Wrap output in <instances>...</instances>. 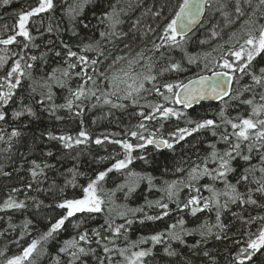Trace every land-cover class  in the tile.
Masks as SVG:
<instances>
[{
	"label": "trees",
	"instance_id": "trees-1",
	"mask_svg": "<svg viewBox=\"0 0 264 264\" xmlns=\"http://www.w3.org/2000/svg\"><path fill=\"white\" fill-rule=\"evenodd\" d=\"M81 2L82 0H53L52 10L31 17L26 25L33 37L32 41L17 36L13 44L0 45V56L9 57L7 63L0 67V77L7 76L14 61L18 59L25 73L21 77L20 85L14 89L12 99L7 105L0 107L7 114L6 119L0 121V135L4 137L0 140V205L9 196L16 202L23 201L25 204L24 208L0 209V252H3L0 255V264H5L8 258L21 254L33 239L48 230L51 223L65 215V210L58 207L59 203L64 199L80 198L83 194L82 186H87L98 172L110 167L115 159L124 157L121 145L112 141L143 143L127 134L138 130L137 126L141 122L148 130L144 132L145 136L156 133L157 138L162 136L171 140L169 133L175 132L177 128L192 127L186 123L188 118L213 119L219 127L214 129L215 135L211 128L201 129L175 144L173 149H160L155 145L134 149V157L143 156L145 159H134L127 170H114L100 182L105 190L102 193L105 200L103 210L99 213H77L69 218L64 227L30 259L34 264H55L59 257L61 264H69L73 258L68 253H60L59 249L66 240L72 237L78 239L81 233L87 231L88 240L79 241V244L86 250L95 251L88 252L87 255L81 254L80 259L73 261V264H100L101 260L103 264H110V261L111 264H125L124 257L119 254V249L125 247L128 248L126 255L151 248L152 254L144 258V264H239L237 257L240 248L246 247L249 239L254 238L247 233L257 234V229L264 226V221L253 220L264 216V193L254 191L259 186L254 180L264 176L259 171L261 153L254 150L250 162L239 158L233 162L236 170L227 175V181L232 184H236L244 169L250 165L256 166L254 171L248 173V181L237 184V189L245 194L244 199H247L248 189H253L252 198L257 203L229 202L227 208H221L220 222L225 225L224 229L214 227L217 224L215 204L195 215H192L190 207L183 208V205L191 196L211 198L212 193L205 185L219 192L225 190L224 180L213 179L207 175L192 182L193 187L189 188L186 186L188 173L195 165L204 166V158L212 151L210 145L215 144L220 152L228 147L220 137L224 134L230 135L234 130L230 124L222 123L220 110H225L226 118H235V122H239V118L248 117L252 111L251 106L242 101L255 96L254 103H264L260 100L264 87L257 85L245 91L244 86L253 83L251 77L241 76L237 72L230 96L240 94L238 98L232 99L229 96L218 103L201 102L188 110L178 104L163 101L155 91H142L136 104L131 99L118 98L123 93L107 97L102 93L112 91L105 77H110L119 68L127 70V60L133 58L139 61L134 65L137 73L156 77L155 81H145V88L151 90L153 86L158 87L165 95H169L167 89L163 88L166 83H184L195 76L223 70L220 64L224 53L229 48H239L246 38L248 25L244 22L251 18L264 23V7H257L258 0H251L250 4L241 0L244 15L239 16L235 11L236 0H208L199 26L183 39L177 37L180 44L176 47L165 44L160 37L183 0H88L79 15L73 18L69 9ZM38 3L39 0H11L10 4L3 5L0 0V38L14 35L17 31L14 26L17 24L18 14L36 7ZM113 5L119 12L121 21L114 29L110 28V21L104 19V13L111 11ZM157 12H160L159 16L155 15ZM49 27L52 31H48ZM213 30L218 33L215 37L212 36ZM109 31L116 35L103 38L100 36L101 32ZM233 33L236 35L233 36ZM97 41L103 55H99L96 50ZM24 44H28V47L25 48ZM65 44L78 55L87 56L89 61L96 59L98 63L84 65L76 57H67L68 49L64 47ZM85 44H92L93 50L82 51ZM154 44H160L161 47L157 49ZM12 53L17 55L13 56ZM137 53H142L143 58L137 57ZM32 56L37 59L33 61ZM117 56L126 59L113 65L112 62ZM172 63H179L181 70L165 71ZM28 64L32 68L29 69ZM69 64H76V67L69 69ZM262 67L264 54L253 61L252 70L259 74ZM66 69L69 75L64 77L63 71ZM54 70L57 71L54 73ZM15 75L17 74L14 77ZM88 76L96 83L88 80ZM0 84H4L0 91H6V83L0 81ZM81 85H84L86 93L91 89L96 94H86L78 100L74 99L72 92ZM49 95L51 100L47 99ZM106 98L111 103H105ZM70 99L73 100L71 109L59 107ZM156 103L182 110L187 115L179 119H165L157 114L156 119L144 121L139 113L143 111L148 114L151 111L148 105ZM117 104L123 107L113 106ZM26 106L31 107L35 114L29 115L25 112L19 118L13 117V112ZM258 118L264 119V114ZM13 129L20 135L9 140ZM81 130L88 133V139L79 145L73 144L71 148H65L59 139L51 138L70 135L75 140ZM97 138L102 141L101 144L95 143ZM231 140L235 142L234 137ZM244 151L247 154L246 147ZM32 161H36L43 168V173L35 178L31 173L34 167ZM207 166L211 170L217 164L209 160ZM73 169L79 173L75 187L66 183L72 179ZM130 170L151 176V185L144 179L131 193L127 187H118L125 183L127 171ZM39 171L37 169L38 173ZM175 180H182L184 183L178 185L177 196L169 200L163 189ZM196 189H199V193ZM158 200L168 204L167 216H162L164 210L156 204L153 203L151 207L147 204L148 201ZM219 200L223 205L228 197L220 195ZM137 208H142L143 211H130ZM121 212L126 215H119ZM146 215L161 218L147 220ZM180 219L185 222L183 229L191 234L181 230L177 223ZM128 220L132 221L131 225L126 223ZM28 221L31 223L25 228L24 224ZM109 224L113 228L121 224L125 227L116 236ZM173 224H177L174 231L182 236L183 243L167 237L166 230ZM202 225L206 227L201 228ZM208 227L212 228L211 234L201 237L200 231L207 232ZM94 229L100 233L99 236L93 233ZM161 232L165 233L162 243L153 245L148 240L133 247V242ZM169 245L176 251V255L168 256L164 252V248ZM105 246L111 249L109 253L103 251ZM205 252L208 253L207 256L204 255ZM244 264H264V249L257 252L251 261L245 260Z\"/></svg>",
	"mask_w": 264,
	"mask_h": 264
},
{
	"label": "snow or ice",
	"instance_id": "snow-or-ice-1",
	"mask_svg": "<svg viewBox=\"0 0 264 264\" xmlns=\"http://www.w3.org/2000/svg\"><path fill=\"white\" fill-rule=\"evenodd\" d=\"M245 3L250 4L251 0H244ZM11 3V0H2L3 5H8ZM88 3V0H82V2L76 7H70L69 11L73 14V18L76 15H79V12L83 10L84 5ZM208 5V0H183L182 3L179 4L178 10L175 11L174 17L170 19V21L166 24L163 29V35L160 39L170 46L179 47L180 41H178L177 37L183 39L187 32L192 30L193 25H196L202 14L205 11V6ZM257 7H264V0H258ZM54 8L53 0H39V3L36 7L31 8L28 11H22L18 14L17 24L14 26L18 28V31L14 35H8L7 38H0V45H11L17 40V36L23 37L25 40L32 41L33 37L30 34V31L26 25H28L31 17L36 16L40 13L50 11ZM236 13L239 16L244 15V11L241 7V0H236ZM155 15L159 16L160 12L155 13ZM104 19L110 21V28L114 29L116 25L120 24L121 21L119 19V12L116 7L113 5L111 11L104 13ZM232 21H229L231 23ZM138 23V21H137ZM245 25H248L245 35L246 38L243 40V43L239 45V48L233 49L229 48L228 52L224 53L222 57V64L220 67L223 69L219 72H213L212 76H200L196 80H190L188 84L183 83H166L163 85V88L167 89L169 95H165L160 91V88L153 86V89L149 90L145 88V81H155L156 77L154 75H144L142 73H137L135 71L134 65L138 64L139 61L135 58L127 60V70L125 68H119L112 72L110 77H105L108 80L112 91L110 93H102L107 97V95L118 96L119 93H123V96H118L120 99H131L132 103H138V97L142 91H155L158 95L163 98L165 102H171L173 104H179L183 106V109H189L193 107L194 104H198L201 100L205 99H216L223 101L225 96H230L232 92V82L236 79V73L239 72L241 76H250L251 81L253 82L251 85H245L244 90L249 91L254 86L264 87V67L259 69V74L252 70L253 61L264 54V23H259L255 19L249 18L244 22ZM135 26V25H134ZM152 30V29H150ZM48 31H52L51 27H49ZM154 31V30H152ZM116 35L115 32H101L100 36L103 37H111ZM218 33L213 30L212 36H217ZM233 36L236 34L233 33ZM231 39V37H230ZM34 47L36 45H33ZM24 47L27 48L28 44H24ZM67 51V57L72 58L76 57L80 63L87 65H96L98 61L96 59H92L89 61V58L84 55H78L77 52L72 51L68 45H64ZM154 47L159 49L161 47L160 44H154ZM83 50L92 51V44H85ZM96 50H98L99 55H103V51L99 49V42H96ZM230 53V57H229ZM13 56L17 55L16 53H12ZM59 55V53H57ZM137 57L143 58L142 53H137ZM234 58V59H232ZM9 57L0 56V67H3L4 64L7 63ZM23 59V57H21ZM31 59L35 61L37 57L32 56ZM126 57L117 56L115 60H113L112 64L116 65L121 61H124ZM191 62V61H190ZM207 66V65H206ZM27 67L32 68L31 64H28ZM69 69L75 68L76 64H69ZM110 68L112 65L109 66ZM171 70H181V66L179 63H172L168 69L165 71ZM57 70H54V73ZM53 73V74H54ZM14 74L15 75L14 77ZM25 75L24 69L21 67V61L15 60L11 70L8 71L7 76L0 77V81H4L6 83L7 90L0 91V107L3 105H7L9 101L12 99L14 95V89H16L21 83V77ZM69 75V71L66 69L63 71V76L67 77ZM86 75V74H85ZM103 75V74H101ZM15 82L13 83V78ZM51 78V75L50 77ZM88 80H92V77L88 76ZM238 82V80H237ZM92 83L96 82L92 80ZM123 85L124 87H121ZM0 87H4V84H0ZM174 89H182V91H174ZM35 91V89H33ZM99 91V89H97ZM88 95H95L96 92L89 89L86 90L84 85H81L74 92H72V96L74 99H80L81 97ZM240 94L237 96H230L232 99L238 98ZM47 99L51 100V95L47 97ZM260 100L264 101V93L260 94ZM255 96L251 99H247L242 101V103L251 106V114L248 117L239 118V122H235V118H226L225 110L222 108L220 110V117L222 123L230 124L232 129L234 130L230 135L224 134L221 135L220 139L223 140L228 147L220 152L216 149L215 144L210 145L212 148L211 153L208 157L204 158V166L195 165L192 167L188 173V183L187 187L192 188L194 181H198L201 176H210L213 179H221L225 182V190L223 192L217 191L215 188L205 185L206 188L212 193L211 198H202L199 195L191 196L187 202L183 205V208H191L192 215H195L197 212L203 211V209L210 208L212 204L216 205V221L217 224L214 227H219L220 229H224L225 225L220 222V209L227 208L228 203H236L240 201L241 203L248 204H256L257 201L252 198L253 189L249 188L247 192V199H244L245 194L241 193L237 189V184L241 182H247L249 179L248 173L255 170L254 165H250L249 168L244 169L243 174L236 181V184H232L227 181V175L229 173L235 172V168L233 167V162L237 160V158L242 159L245 162H250L252 160L251 153L256 150L260 152L259 160L260 167L259 171L264 174V119H260L262 114H264V103H254ZM105 103H111V100L105 99ZM73 106V100H68L65 105H60L59 107H67L71 109ZM114 107H123V105H113ZM55 107V106H53ZM148 107L151 111L148 114H145L143 111L139 113V115L143 118L144 121L153 120L157 118V114L160 117L165 119L169 117H176L177 119L181 117H186V112L173 108L164 106L163 104H149ZM27 112L29 115H34L35 113L32 111L31 107H25L20 111L13 112L14 118H19ZM6 112L0 110V121H4L6 119ZM187 124L192 125V127H182L177 128L175 132L169 133V136L172 139H164L162 136L157 138L156 133H149V135L145 136L144 132H147L146 125L141 122L135 131H130L127 133L131 137L136 138L138 141H142L143 143L133 144L128 140H115L112 143L121 145L124 150V157L122 159H115V162L111 164L110 167L105 169L104 171H100L97 173L95 179L90 180L87 186H82V196L80 198L73 199H64L61 203L58 204V207L65 210V215L61 216L59 219L55 220L54 223H51L50 227L46 232L40 235L38 238L33 239L27 247H25L21 254L12 256L5 261V264H25L27 261L28 264H34V261L31 260L35 253L38 250L42 249L44 243H46L50 238L54 236V234L58 233L65 225V222L69 220V218L74 217L77 213H99L101 212L102 205L105 203L104 197L102 193L105 192L104 188L100 184L101 181H104L105 177L112 171H122L127 170L129 165L132 164L134 159L144 160L145 157H134L132 155L134 149H143L146 145H155L157 148H167L173 149L174 145L183 141L185 137L191 136L193 133L198 132L201 129H213V135H215L214 129L219 127L216 121L213 119H202V120H193L188 118L186 120ZM143 130V131H139ZM20 133L13 129L9 140L12 137L19 136ZM51 137V134H49ZM235 138V142H232L231 138ZM53 139H59L65 148H71L73 144L79 145L84 143L88 139V133L81 130L78 134V137L74 140L70 135H61L59 137H51ZM83 138V139H81ZM4 137L0 135V140H3ZM107 139V137H105ZM96 144H101L102 141L97 138L95 141ZM242 145L244 147H242ZM11 145L9 144V147ZM247 149V154H245L244 148ZM51 155V153H49ZM211 160L212 162L217 164L215 169L208 168V162ZM34 167L31 169V173L33 178L37 177V175L43 173V168L40 164H37L36 161H32ZM44 167H48V165H44ZM39 169V173L37 172ZM177 171H183V169H177ZM7 175V173H4ZM72 179L66 181L67 184L76 186L75 180L76 176L79 174L74 169L71 170ZM147 179L149 185L152 183V177L149 175H145L136 171H127V176L125 183L119 185L118 187L123 188L127 187L128 192L131 193L135 190V188L139 185V183ZM259 186L254 190L259 193H264V176L260 179L254 180ZM168 183V182H166ZM182 180H175L171 183H168L166 189L167 196L169 200L173 197L177 196L179 192L178 185L183 184ZM31 187V185H28ZM16 191V189H13ZM197 193H199V189H196ZM224 195L228 197V200L225 201L223 205L220 204L219 196ZM203 199V205L201 206V200ZM156 204L160 209L164 210L162 212V216L168 215V204L163 203L162 201H148L147 204L149 207ZM25 204L23 201L16 202L11 196L0 205V209H13V208H24ZM179 207V205H178ZM111 211V209H110ZM132 212H142V208H137L130 210ZM119 215L124 216L126 213L121 212ZM161 216H150L146 215L145 219L147 220H157L160 219ZM259 219L264 221V216L253 218V220ZM143 222V221H142ZM252 221H248L251 223ZM30 221L24 224V227L27 228ZM127 224L131 225L132 221H126ZM181 226V230L186 234H191L187 232V230L183 229L184 220L180 219L177 222ZM110 229H112L114 235L118 236L121 233V229L125 226L123 224L118 225L116 227H112V224L108 225ZM78 227V225H77ZM177 227V224H173L166 230V235L171 240H177L183 243L182 236L174 231ZM206 226L202 225L201 228ZM212 228L208 227L207 232L200 231L201 237H205L208 234H211ZM93 233L96 236H99L100 233L93 230ZM250 237L254 236V238H250L247 242L246 247H241L239 250V254L237 259L239 260V264H244V261H251L253 256L260 252L261 249H264V226H261L257 229V234L247 233ZM165 237V233H156L146 238H141L140 241L133 242V247H135L138 243H144L150 240L153 245L160 244L163 242ZM219 238V236H217ZM88 233L85 231L81 233L77 239V237H72L69 240L64 242V246L59 249L60 253H68L73 259L69 261V264H73V261L80 259V255H87L88 252H94V249H85L80 246L79 241H87ZM199 243V242H197ZM71 250V251H70ZM105 253H109L111 249L107 246L103 248ZM128 252V248H120L119 254L124 257L125 264H144V258L152 254V249H141L139 251L131 252V255H126ZM164 252L168 256L176 255V251L171 248V245L164 248ZM0 255H3V252H0ZM205 256L208 255L207 252L204 253ZM110 261V258H109ZM55 264H61L59 257L56 258ZM100 264H103V260L100 261ZM111 264V261H110Z\"/></svg>",
	"mask_w": 264,
	"mask_h": 264
},
{
	"label": "water",
	"instance_id": "water-1",
	"mask_svg": "<svg viewBox=\"0 0 264 264\" xmlns=\"http://www.w3.org/2000/svg\"><path fill=\"white\" fill-rule=\"evenodd\" d=\"M197 26H198V24L193 25L192 30L189 31V32H187V34L191 33L193 30H195V28H196ZM187 34H186V35H187ZM215 72H219V71H215ZM212 74H213V72H212V73H209V74H206V75H202V76H209V77H211ZM199 77H200V76H198V77H196V78H193V79H191V80H196V79H198ZM232 86H233V82H232L231 88H232ZM181 91H182V90H181ZM230 94H231V93H230ZM228 97H229V96H225V97L223 98V100L226 99V98H228ZM210 100H212V101H217V102H220V101H221V100H216V99H212V98L205 99L204 101H210ZM195 105H196V104H194L193 107H194ZM179 106L183 107L182 105H179ZM193 107H191V108H193ZM191 108H189V109H191Z\"/></svg>",
	"mask_w": 264,
	"mask_h": 264
},
{
	"label": "bare ground",
	"instance_id": "bare-ground-1",
	"mask_svg": "<svg viewBox=\"0 0 264 264\" xmlns=\"http://www.w3.org/2000/svg\"><path fill=\"white\" fill-rule=\"evenodd\" d=\"M207 6V5H206ZM206 6H205V10H206ZM204 14H205V11H204V13L202 14V16H201V18H200V21H198V26H199V24L201 23V21H202V19H203V17H204ZM197 26V27H198ZM196 27V28H197ZM195 28V29H196ZM216 71H222V70H216ZM212 72H215V71H212ZM212 72H209V73H212ZM209 73H205V74H201V75H198V76H202V75H206V74H209ZM198 76H195V77H193V78H196V77H198ZM193 78H190L189 80H187L186 82H184L183 84H188V82L191 80V79H193ZM234 83V82H233ZM233 87V86H232ZM182 89H176V91H181ZM201 102H215V103H218L217 101H212V100H210V101H204V100H201L198 104H200ZM221 102V101H220ZM198 104H196V105H198ZM195 105V106H196ZM160 149H162V148H160Z\"/></svg>",
	"mask_w": 264,
	"mask_h": 264
},
{
	"label": "rangeland",
	"instance_id": "rangeland-1",
	"mask_svg": "<svg viewBox=\"0 0 264 264\" xmlns=\"http://www.w3.org/2000/svg\"><path fill=\"white\" fill-rule=\"evenodd\" d=\"M17 31H18V28H17Z\"/></svg>",
	"mask_w": 264,
	"mask_h": 264
}]
</instances>
